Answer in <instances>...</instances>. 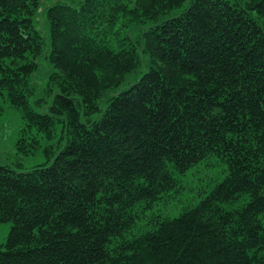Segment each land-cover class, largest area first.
Masks as SVG:
<instances>
[{
	"label": "trees",
	"instance_id": "1",
	"mask_svg": "<svg viewBox=\"0 0 264 264\" xmlns=\"http://www.w3.org/2000/svg\"><path fill=\"white\" fill-rule=\"evenodd\" d=\"M5 104L0 264H264V0H0Z\"/></svg>",
	"mask_w": 264,
	"mask_h": 264
},
{
	"label": "rangeland",
	"instance_id": "2",
	"mask_svg": "<svg viewBox=\"0 0 264 264\" xmlns=\"http://www.w3.org/2000/svg\"><path fill=\"white\" fill-rule=\"evenodd\" d=\"M137 30L133 31V36L136 37ZM25 127L21 115L13 107L5 104L4 111L0 114V153L6 158V161L14 164L19 163V169H27L34 165L42 163L46 156L42 148L28 155H24L16 148V142L23 133L22 129ZM57 138L53 142H56ZM224 176V165L222 162L210 158L204 162L191 168L183 177V191L178 197L177 206L184 203L196 201L199 198L198 194L204 195L206 191L210 190L215 182L222 179ZM172 214H177L179 208H174ZM10 229L9 222L0 223V244L3 243L8 235Z\"/></svg>",
	"mask_w": 264,
	"mask_h": 264
}]
</instances>
